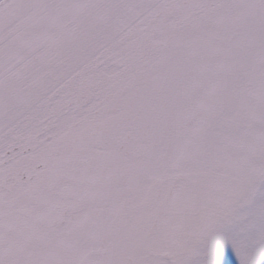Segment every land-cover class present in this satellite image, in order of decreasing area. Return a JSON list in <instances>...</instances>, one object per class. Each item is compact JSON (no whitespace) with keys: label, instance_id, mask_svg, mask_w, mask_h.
<instances>
[{"label":"snow or ice","instance_id":"snow-or-ice-1","mask_svg":"<svg viewBox=\"0 0 264 264\" xmlns=\"http://www.w3.org/2000/svg\"><path fill=\"white\" fill-rule=\"evenodd\" d=\"M0 264H264V0H0Z\"/></svg>","mask_w":264,"mask_h":264}]
</instances>
